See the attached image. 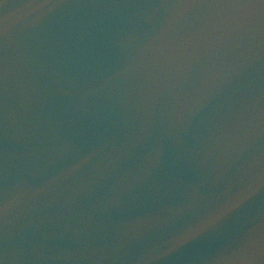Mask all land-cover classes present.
<instances>
[{
	"label": "water",
	"instance_id": "obj_1",
	"mask_svg": "<svg viewBox=\"0 0 264 264\" xmlns=\"http://www.w3.org/2000/svg\"><path fill=\"white\" fill-rule=\"evenodd\" d=\"M0 264H264V5L0 0Z\"/></svg>",
	"mask_w": 264,
	"mask_h": 264
},
{
	"label": "snow or ice",
	"instance_id": "obj_2",
	"mask_svg": "<svg viewBox=\"0 0 264 264\" xmlns=\"http://www.w3.org/2000/svg\"><path fill=\"white\" fill-rule=\"evenodd\" d=\"M240 4H254L259 2L261 5H264V0H236Z\"/></svg>",
	"mask_w": 264,
	"mask_h": 264
}]
</instances>
